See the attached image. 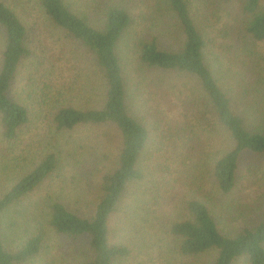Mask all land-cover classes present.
<instances>
[{
	"label": "rangeland",
	"instance_id": "1",
	"mask_svg": "<svg viewBox=\"0 0 264 264\" xmlns=\"http://www.w3.org/2000/svg\"><path fill=\"white\" fill-rule=\"evenodd\" d=\"M39 1L0 0L27 28L26 43L33 53L21 65L10 92L12 100L28 108L30 120L13 144H6L0 137V197L48 156L56 154L59 158L56 170L4 219L7 226L12 218H17L21 228L48 227L49 208L56 201L81 217L91 218L101 197L102 175L115 169L122 145L116 130L112 141L102 138L104 147L98 151L103 128L58 132L53 126L52 114L57 108L99 107L104 90L86 60L85 51L48 20ZM188 1L196 26L208 42L206 61L217 80L241 105V112L250 115L252 121L264 122V43L255 47L246 39L244 28L249 18L243 10V1ZM66 2L76 13L90 16L92 24L95 19L91 13L96 12L99 20L101 9L109 6L108 0ZM123 2L135 18L142 17L136 33L159 37L166 44H178L180 35L156 11V0H119ZM131 38L127 35L120 46L132 92L130 112L148 128L150 141L139 163L145 178L127 188L119 213L110 224V242L129 248L131 253L121 264H210L215 259L213 253L195 258L181 255L180 241L171 236L170 226L190 218L186 203L194 191L224 235L234 237L242 229L258 225L264 214V157L244 156L237 188L231 194H221L210 178V171L215 159L232 147L228 136L214 135L207 142V121L202 120L204 114L200 121L195 117L203 109L194 105L198 101L194 102L191 83L150 69L143 72L146 75L143 80L132 54ZM4 41V30L0 27V64ZM39 58L48 60L50 67L52 62L56 65V74L51 78L54 87L44 102L42 85L47 81L44 71L48 65L38 67ZM155 80L162 84L164 93H157L152 87ZM187 118L195 128L186 126ZM176 129L179 131L171 141V132ZM190 152L194 156L187 161ZM24 235L19 233L20 238ZM10 240L13 241L5 240L6 245L16 247L18 242ZM88 254L85 242L73 243L49 229L42 253L34 264H85Z\"/></svg>",
	"mask_w": 264,
	"mask_h": 264
},
{
	"label": "trees",
	"instance_id": "2",
	"mask_svg": "<svg viewBox=\"0 0 264 264\" xmlns=\"http://www.w3.org/2000/svg\"><path fill=\"white\" fill-rule=\"evenodd\" d=\"M108 1L109 6L101 9L102 17L99 20L96 12L91 13L95 19L93 24L90 16L76 13L66 0H40L39 3L48 20L85 51L86 60L96 71L104 90L101 106L85 110L71 106L59 107L52 114V124L58 132L85 127L103 128L98 151L104 147L102 138L112 141L113 133L117 131L122 145L116 167L102 175L101 197L91 218L81 217L56 201L49 208L48 227L35 225L33 228H21L17 218H12L6 226L4 219L10 217L16 211L15 207L56 170L59 158L52 154L18 178L0 197V264H34L42 253L49 229L73 243L85 242L89 250L85 264H121L130 255L127 246L110 242V224L119 213L120 202L127 188L145 178L139 163L150 141V132L130 112L132 92L120 54V46L127 35L132 36V54L143 80L146 78L143 72L150 69L191 83L194 102L198 101L194 105L203 109L195 117L200 121L204 114L202 120L207 121V142L214 135L228 136L232 147L215 159L210 171V178L221 194H231L237 188L241 181L239 169L244 156L264 157V122L252 121L250 115L241 112V105L226 93L217 80L206 61L208 42L196 26L189 1L156 0V11L167 18L173 30L180 35L176 46L163 43L156 36L149 38L145 34L142 36L141 32L136 33V26H139L142 17L135 18L124 2ZM242 1L243 10L249 18L244 28L245 37L257 47L264 43V0ZM0 27L5 34L0 64V137L9 145L13 144L21 128L30 120L28 108L12 100L10 92L21 65L33 53L26 43L27 28L3 2H0ZM47 62L39 58L37 65H48ZM55 67L52 62L51 67L48 65L45 68V79L49 82L43 81L42 102L45 97L49 98L54 87L51 78L56 74ZM137 69L136 72H140ZM161 85L157 81L152 87L157 93H164ZM160 116L163 117V114ZM185 124L193 127L188 118ZM178 131L171 132V141H174ZM102 156L108 159L107 155ZM193 156L194 153L190 152L187 161ZM197 194L194 191L186 203L190 218L170 226L171 236L180 241L179 253L193 258L213 253L215 259L210 264H264V214L255 227L244 228L234 237L226 236ZM15 231L25 235L20 238ZM7 239L18 244L10 248L6 245Z\"/></svg>",
	"mask_w": 264,
	"mask_h": 264
}]
</instances>
